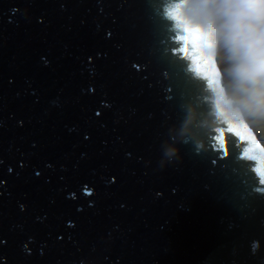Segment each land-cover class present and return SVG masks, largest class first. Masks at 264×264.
Wrapping results in <instances>:
<instances>
[{
  "label": "water",
  "instance_id": "1",
  "mask_svg": "<svg viewBox=\"0 0 264 264\" xmlns=\"http://www.w3.org/2000/svg\"><path fill=\"white\" fill-rule=\"evenodd\" d=\"M193 2L0 0V264H264V161L172 54L199 28L219 62Z\"/></svg>",
  "mask_w": 264,
  "mask_h": 264
},
{
  "label": "clouds",
  "instance_id": "2",
  "mask_svg": "<svg viewBox=\"0 0 264 264\" xmlns=\"http://www.w3.org/2000/svg\"><path fill=\"white\" fill-rule=\"evenodd\" d=\"M188 15L213 30L228 51L229 73L242 103L264 111V0H196ZM165 155L170 161L178 149L173 147Z\"/></svg>",
  "mask_w": 264,
  "mask_h": 264
},
{
  "label": "snow or ice",
  "instance_id": "3",
  "mask_svg": "<svg viewBox=\"0 0 264 264\" xmlns=\"http://www.w3.org/2000/svg\"><path fill=\"white\" fill-rule=\"evenodd\" d=\"M166 15L171 17V11L166 12ZM180 39L182 47L179 49H172V54H175L177 51L183 56H186L188 51V45H196L198 53V66L196 68L197 72L203 75V78L209 83L212 84L215 82L216 77L221 75V70L218 67L215 59H209L206 53L203 51L204 45L208 41V35L205 34L199 28H189L185 29V35ZM175 42V39L173 40ZM47 64V60L44 61ZM94 91V89H93ZM100 112H97L96 115L100 116ZM228 131L232 132L237 136L242 143L245 144L247 152L241 153L243 159H252L254 161L253 168L255 169L256 165L264 161V147H261L258 142L255 141V136L251 134V130L246 125H234ZM87 139V137H86ZM221 152V158L227 155V148L219 149ZM39 175V174H37ZM84 192L86 195L91 196L93 192L85 187ZM157 196H161V193H157ZM73 197H75L73 195ZM71 224V223H70ZM74 224H71V227H74Z\"/></svg>",
  "mask_w": 264,
  "mask_h": 264
},
{
  "label": "rangeland",
  "instance_id": "4",
  "mask_svg": "<svg viewBox=\"0 0 264 264\" xmlns=\"http://www.w3.org/2000/svg\"><path fill=\"white\" fill-rule=\"evenodd\" d=\"M219 46L221 47V54L220 57L222 56L223 52L227 51L225 49V47L223 46V44L221 42H219ZM228 53V51H227ZM219 57V65L221 66L222 69V75L225 78V82H226V86L228 87V95L235 100L237 106L239 107V109L241 110L242 114H243V119L245 121V123L249 126V127H256L258 129L257 132V136L261 142V145H264V124H262V122L259 121L258 119V115L256 113H254V110L250 109L249 107L245 106L242 103V96L239 92L236 91V89L234 88V84H233V78L229 73V69L232 67V62L229 59H220ZM228 57H229V53H228Z\"/></svg>",
  "mask_w": 264,
  "mask_h": 264
},
{
  "label": "trees",
  "instance_id": "5",
  "mask_svg": "<svg viewBox=\"0 0 264 264\" xmlns=\"http://www.w3.org/2000/svg\"><path fill=\"white\" fill-rule=\"evenodd\" d=\"M225 58L226 60L228 59V53L227 51L223 52L222 56L220 57V59ZM234 84V82H233ZM254 113H256L258 115V119L260 122H262V124H264V111H255Z\"/></svg>",
  "mask_w": 264,
  "mask_h": 264
},
{
  "label": "bare ground",
  "instance_id": "6",
  "mask_svg": "<svg viewBox=\"0 0 264 264\" xmlns=\"http://www.w3.org/2000/svg\"><path fill=\"white\" fill-rule=\"evenodd\" d=\"M218 65H219V63H218ZM219 67L221 68V66L219 65ZM221 71H222V69H221ZM247 125V124H246ZM249 127V126H248ZM250 129H252V131L255 133V135L257 136L258 134H257V132H258V129L254 126V127H249ZM258 137V136H257Z\"/></svg>",
  "mask_w": 264,
  "mask_h": 264
}]
</instances>
